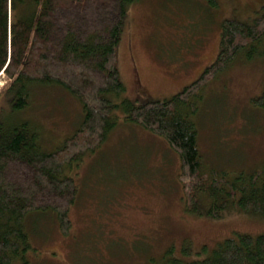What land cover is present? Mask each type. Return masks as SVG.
<instances>
[{"label":"rangeland","instance_id":"rangeland-1","mask_svg":"<svg viewBox=\"0 0 264 264\" xmlns=\"http://www.w3.org/2000/svg\"><path fill=\"white\" fill-rule=\"evenodd\" d=\"M263 3L217 0L211 8L205 0H139L130 5L116 48L123 90L111 101L141 104L178 93L215 59L221 22L250 21ZM245 56L203 87L191 116L203 166L228 176L264 163V109L251 103L264 91V45L251 59ZM4 82L0 75V88ZM15 92L0 95V132L28 121L48 152L76 128L80 103L59 87L33 85L31 102L22 110L12 105ZM111 114L115 125L105 141L73 166L77 196L69 233L62 235L49 212L31 216L36 264H147L169 249L185 260L199 259L225 238L264 231V216L236 207L217 219L185 211L177 154L161 138L124 121L120 106Z\"/></svg>","mask_w":264,"mask_h":264},{"label":"trees","instance_id":"trees-1","mask_svg":"<svg viewBox=\"0 0 264 264\" xmlns=\"http://www.w3.org/2000/svg\"><path fill=\"white\" fill-rule=\"evenodd\" d=\"M137 1L0 0V75L5 79L0 95L16 88L12 105L22 110L31 102L33 85L51 84L81 106L76 128L52 151L43 150L39 132L28 121L0 132V264L39 261L32 255L35 235L29 227L35 212L51 213L62 235L69 233L77 196L73 166L105 141L117 106L124 121L161 138L177 154L185 211L217 219L231 206L264 216V163L234 176L206 168L191 119L203 87L236 58L251 59L264 45V3L250 21L221 22L215 59L181 91L163 100L134 104L126 98L116 104L110 96L123 90L116 48L128 8ZM205 2L217 6V0ZM251 103L264 109V91ZM147 264H264V231L225 238L199 259L185 260L169 249Z\"/></svg>","mask_w":264,"mask_h":264}]
</instances>
